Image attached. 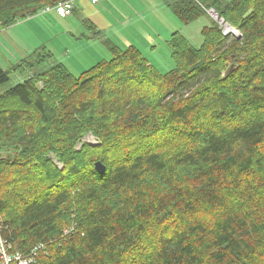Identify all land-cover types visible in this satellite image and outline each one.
I'll use <instances>...</instances> for the list:
<instances>
[{"label": "trees", "instance_id": "trees-1", "mask_svg": "<svg viewBox=\"0 0 264 264\" xmlns=\"http://www.w3.org/2000/svg\"><path fill=\"white\" fill-rule=\"evenodd\" d=\"M61 1L0 0V26ZM163 1L183 26L213 9L239 35L214 22L196 47L174 32L167 73L109 41L111 60L80 77L56 64L0 95V244L11 254L264 264V0ZM28 66H0V87Z\"/></svg>", "mask_w": 264, "mask_h": 264}, {"label": "crops", "instance_id": "crops-1", "mask_svg": "<svg viewBox=\"0 0 264 264\" xmlns=\"http://www.w3.org/2000/svg\"><path fill=\"white\" fill-rule=\"evenodd\" d=\"M28 21L26 26L34 24L33 31L36 35H41L40 32L44 35L48 30L49 35L40 36L39 43L45 44L49 41L53 43L56 38L52 35L63 36L65 41V47L62 49L63 58L69 63L74 61L73 67L76 70L84 68L80 65L81 49L92 58L85 61L88 63L86 67L94 65L98 59L93 56V53H89L86 45L82 43V40L86 38V31L82 29L81 25L90 30L88 39L97 42L105 58H108L111 54L105 45L106 40H112L115 44L123 47L129 46L130 42L131 45L141 42L149 49L150 55L155 56L160 53L155 50L156 47L162 43H168V39L174 31L182 33L190 41L186 35H201L204 27L214 23L210 14H206L196 21L195 31H188V26L192 24L183 26L170 11L167 2L163 0H122V4H119L117 0H99L96 5L86 1L79 4L73 14L65 19L49 12ZM104 26L107 27V31L104 30ZM27 29L30 30L29 27ZM10 31L0 35H7L11 33ZM79 33H81L80 37H78ZM202 43L201 36V41L196 47L201 46ZM103 50L108 53H104ZM50 54L52 58H55L52 52ZM53 61L57 62L55 59Z\"/></svg>", "mask_w": 264, "mask_h": 264}, {"label": "rangeland", "instance_id": "rangeland-1", "mask_svg": "<svg viewBox=\"0 0 264 264\" xmlns=\"http://www.w3.org/2000/svg\"><path fill=\"white\" fill-rule=\"evenodd\" d=\"M117 2L119 4H122V0H117ZM38 15L40 16L44 14L39 13ZM30 19L31 18L19 21L16 24L9 26V27L0 26V34L5 33L8 30H11L10 31L11 33L7 35L5 34L0 35V66L4 70H9L12 68L13 65L21 63V60L26 59V58L28 62L34 64L32 68L28 66V67H22L19 71L17 70L16 72L11 71L9 81L0 87V95H2L8 89L16 86L17 84L24 82L33 72H45L49 70L52 66H55L56 64L65 65L67 68H69V70L71 71L73 75H75L76 77H80L82 74L87 72L97 63L104 61V60H111L113 55L107 46V43L109 41L121 50H126L131 47L136 48L142 54V56L146 58L148 62L151 65H153L157 71L161 73L170 72L175 67L172 61V58H171V48L169 46V42L162 43V45L156 47L155 50L160 51V53L156 54L155 56L154 55L151 56L149 53V49L141 42H135L133 43V45H131V42H130L129 46L123 47L119 44L118 45L115 44L112 40H106L105 45L107 47V50H109L111 56L109 55L108 58H105L99 44L97 42H93L90 39H88V36L90 35V30L87 29L84 25H81L82 29L86 31V35H85L86 38L82 40V43L86 45L87 49L89 50L88 52L93 53V56H95V58H98V59H97V62L94 63V65L86 67L88 66V63L85 61L92 59V58L88 56L87 52L85 53L84 50L81 49V52H82L81 59L82 60H81L80 65L84 68L76 70L73 67L75 64L74 61L69 63L68 61H65L63 58L62 49L65 47V41L63 40V36L62 35H52V36H55L56 38V40H53V43H51V41L45 44L39 43L38 41L40 40V36L49 35V32L47 30L44 35H42L41 32L39 33L41 35H36V33L33 31V29L35 28L34 24H31V26L27 24L26 26L27 21ZM196 25H197L196 22H194L191 26H188L187 28L188 31H195ZM27 27H29L30 30H28ZM104 30L107 31L106 26H104ZM80 36H81V33L78 34V37ZM186 36H188L191 43L194 44L195 46L199 44L201 41V35H186ZM103 51L104 53H108L106 50H103ZM49 52H52L55 58H52V59L50 58L44 63L37 64V60H39V56L40 55L42 56ZM53 59H55L57 62H54ZM93 139L94 137L92 135H88L85 139V142L89 143V140H93ZM67 230H71V229L69 228ZM8 254L12 255L11 252L9 251H8Z\"/></svg>", "mask_w": 264, "mask_h": 264}, {"label": "built area", "instance_id": "built-area-1", "mask_svg": "<svg viewBox=\"0 0 264 264\" xmlns=\"http://www.w3.org/2000/svg\"><path fill=\"white\" fill-rule=\"evenodd\" d=\"M86 1H90L91 4L96 5L99 3V0H63L56 4L53 7H46L43 10H41V14H46L49 12H53L55 15H57L59 18L65 19L67 17H70L76 7L79 4H83ZM210 16H212V19L219 25L220 29L222 30L223 34L228 36L232 35L235 37H238L239 33L231 28L222 18L218 17V14L213 11L212 9L208 11ZM89 143H96V141L89 140ZM69 231L65 232V235H68ZM9 248L7 247L6 242L0 244V263L1 264H32L33 259L31 257H24L23 255L16 253V254H8Z\"/></svg>", "mask_w": 264, "mask_h": 264}, {"label": "water", "instance_id": "water-1", "mask_svg": "<svg viewBox=\"0 0 264 264\" xmlns=\"http://www.w3.org/2000/svg\"><path fill=\"white\" fill-rule=\"evenodd\" d=\"M96 170L101 174H104L106 171L105 167L101 163H96Z\"/></svg>", "mask_w": 264, "mask_h": 264}]
</instances>
